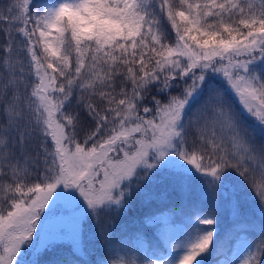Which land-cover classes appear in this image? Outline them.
Here are the masks:
<instances>
[{
	"label": "snow or ice",
	"instance_id": "6c2138e0",
	"mask_svg": "<svg viewBox=\"0 0 264 264\" xmlns=\"http://www.w3.org/2000/svg\"><path fill=\"white\" fill-rule=\"evenodd\" d=\"M0 264H264V0L0 4Z\"/></svg>",
	"mask_w": 264,
	"mask_h": 264
},
{
	"label": "trees",
	"instance_id": "16d2710c",
	"mask_svg": "<svg viewBox=\"0 0 264 264\" xmlns=\"http://www.w3.org/2000/svg\"><path fill=\"white\" fill-rule=\"evenodd\" d=\"M7 0H0V4L6 3ZM167 27V25H165ZM159 209V210H158ZM157 213L156 220L149 222L148 227L146 229L149 233H155V235L159 236L162 232L168 231L172 232L173 228L181 227L184 225L179 222L175 213L169 212L167 208L161 205H155L152 209ZM142 215V213L138 212L137 216ZM125 223V221H119L116 225V230L118 234H123L124 239L123 243L125 247H135V248H144L148 247L149 241L145 239L143 236L137 238L136 233V225L128 224L126 232L122 233L121 224ZM229 228H230V220L227 214L222 217L219 221V230H220V243L228 244V247L224 249L226 255L219 256V259L233 258V253L238 254V246L237 242L232 240L231 243H228L231 237L229 236ZM153 252L157 255H165L163 251H161L158 247L155 246V241H152ZM167 246V245H165ZM230 249V250H229ZM214 260V257H210V262Z\"/></svg>",
	"mask_w": 264,
	"mask_h": 264
},
{
	"label": "rangeland",
	"instance_id": "374dc122",
	"mask_svg": "<svg viewBox=\"0 0 264 264\" xmlns=\"http://www.w3.org/2000/svg\"><path fill=\"white\" fill-rule=\"evenodd\" d=\"M225 215H226L225 213H221L220 219H222V217H224ZM182 230H183V228L177 226V227L173 228L171 233H176V232H179V231H182ZM160 256H164V255H160ZM221 260H223V259H221Z\"/></svg>",
	"mask_w": 264,
	"mask_h": 264
}]
</instances>
